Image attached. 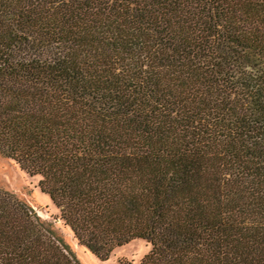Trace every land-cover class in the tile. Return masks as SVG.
<instances>
[{"label": "trees", "instance_id": "obj_1", "mask_svg": "<svg viewBox=\"0 0 264 264\" xmlns=\"http://www.w3.org/2000/svg\"><path fill=\"white\" fill-rule=\"evenodd\" d=\"M0 155L100 259L264 264V0H0ZM0 264H80L0 188Z\"/></svg>", "mask_w": 264, "mask_h": 264}, {"label": "rangeland", "instance_id": "obj_2", "mask_svg": "<svg viewBox=\"0 0 264 264\" xmlns=\"http://www.w3.org/2000/svg\"><path fill=\"white\" fill-rule=\"evenodd\" d=\"M39 175H30L14 160L0 155V188L25 201L42 219L52 223L54 230L68 244L80 264H139L150 250L146 239L135 238L115 247L106 259H100L79 244L72 231L64 225L58 208L49 195L38 186Z\"/></svg>", "mask_w": 264, "mask_h": 264}]
</instances>
